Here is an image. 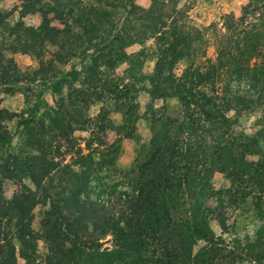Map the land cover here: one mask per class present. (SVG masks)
<instances>
[{"label":"trees","instance_id":"16d2710c","mask_svg":"<svg viewBox=\"0 0 264 264\" xmlns=\"http://www.w3.org/2000/svg\"><path fill=\"white\" fill-rule=\"evenodd\" d=\"M20 1L27 14L37 12L43 17L48 10L65 13L73 7L75 24L81 28L84 43L93 42L94 50L112 43L114 55L106 57H122V37L111 34L110 39L105 35L101 40L99 23L110 17L103 0ZM250 2L252 12L264 7L261 0ZM158 8H137L141 23L132 30L134 37H156L163 18L170 19V36L175 42L169 44L170 54L162 64L171 73L177 61L173 54L179 46L188 49L195 37L175 21L174 15L180 18L184 10L173 12L171 8L169 13ZM260 16L258 25L264 28V17ZM243 19L234 22L226 16L225 34L219 37L215 57L204 66L186 67L178 78L155 76L150 81L151 89L162 86L163 91L175 95L182 117L149 111L155 133L150 151L137 170L134 194L124 205L90 196L94 165L104 163H93L88 150L92 145L103 147L99 158L108 163L117 157L118 145H106L102 139L106 116L102 104L112 101L122 111L121 130H125L138 119L131 85L108 83L93 68L82 71L81 77L75 71L60 72L57 64H63L70 51L45 24L21 28V37L9 43L3 36L8 26L0 27V36L6 42L0 41V87L41 81L45 86L51 84L54 92L58 83H67L65 94L54 99L51 107L42 110L44 104L38 94L25 119H20L23 153L9 154L4 150L0 155V180L21 182L26 178L35 188L30 191L21 185L22 189L11 200L0 196V264H19L17 258L22 264H32L37 240L46 247L44 264H133L120 248L100 250V241L107 235L121 242L120 224L125 227V235L133 240L138 264H230L236 260L264 264V237L258 235L228 246L208 226L209 221H215L220 231L226 232V206L237 208L247 199L257 209L264 205V127L250 134L235 128L240 116L259 109L264 112V68L255 62L264 57V36L259 33L255 37L254 29H247ZM46 42L56 48L47 59ZM86 48L81 51L83 56L92 50ZM4 52L27 53L37 61L38 68L27 77ZM157 74L161 75L160 69ZM244 79L251 81L250 93L240 88L239 82ZM75 81L79 82L78 87L73 86ZM96 103L101 104L98 113L88 117L87 111ZM12 117L15 115L0 110L1 122ZM87 130L89 136L81 148L72 134ZM10 140L1 128L0 149L8 147ZM216 167L228 182L226 189L215 190L208 183L210 168L212 173ZM221 192L227 202L221 198ZM208 199L214 202L213 209L205 206ZM37 205L45 209L34 232L29 226V215ZM19 230L25 232L24 241L17 238ZM15 241H19L16 248ZM197 242L202 245L192 252Z\"/></svg>","mask_w":264,"mask_h":264},{"label":"rangeland","instance_id":"374dc122","mask_svg":"<svg viewBox=\"0 0 264 264\" xmlns=\"http://www.w3.org/2000/svg\"><path fill=\"white\" fill-rule=\"evenodd\" d=\"M84 1L86 2V0ZM45 2L47 3L48 0H45ZM103 2V6L110 17L108 20L99 23L100 34H102L101 40L105 35L110 39L111 34H116L123 38L120 45L122 57L117 60L106 57L108 54L114 55L112 43L110 45L105 44L101 49L98 48L97 50L93 49L95 45L91 44L93 42L84 43L81 28H78L75 24L76 18L73 7L69 11L67 9L65 13L61 10L44 11L45 17H43L37 12L27 14L23 8V1L0 0V19L2 21L0 27H3V25L8 26L9 30L3 36L9 43L15 37H21L19 32L21 28H36L40 24H45L55 32L57 39L64 43L65 47L70 51L68 56H66V61L63 64H57L60 72L75 71L78 77H81L82 71L93 68L108 83L122 82L131 85L132 93L134 94L132 102L135 105L134 109L138 119L131 122V125L128 124L125 130H121L123 125L122 111L117 110L112 101L108 100L102 104L104 111H106L104 118L105 133L102 139L106 145H118L117 157L111 163L103 160L101 162L99 152L103 147L92 145L88 150L92 154L93 163H104L102 165H94L95 169L90 180V196L92 199L120 205L134 194L132 187L135 183L137 170L146 159L151 148V138L154 136L156 127L151 121V117H149V111H152L155 115L165 113V115L172 117H182L181 108L175 95L170 91H163L162 86L154 90L151 89L150 81L155 76L166 79L167 75H170L178 78L186 67L195 69L196 67L204 66L206 61H211L215 57L219 37L225 34L223 22L226 16H231L234 22L244 17L242 24L247 25V29H250V27L254 29L252 31L255 37L259 33L264 36V31L262 30L264 28L258 25L259 20H257L261 18L260 15L264 17V7L260 6L259 11L252 12L250 0H103ZM261 3L264 6V0H261ZM156 6L162 7L161 11L169 13H172V10L173 12L184 10L182 17L179 18L177 17L179 15H174L177 18L175 21L183 26L186 33L188 32L193 38L195 37V42H192L188 49L183 48L184 46L177 48L173 54L177 58L176 66L171 73L167 72L162 64L163 59L168 58L170 54L168 53L169 44L175 42V39L170 36L172 32L171 25H169L170 19L167 17L163 18L162 22L164 24L160 25V34H156V37L147 38V36L142 37L139 35L136 38L134 37L135 31L132 30L133 27L141 23L137 19V14H139L137 8L145 11ZM172 6L175 7L172 8ZM38 8H40L39 5ZM245 12L250 14H245ZM0 30L2 31L1 28ZM3 36H0V41L6 43ZM125 40L127 41L126 44ZM44 44L45 58L47 59V56L56 48L48 42ZM84 48L92 50H89L86 56H83L81 51ZM4 54L11 57L15 66L27 77L38 68L37 61L27 53L4 52ZM255 62L264 68V57L256 58ZM159 69L161 70V75L157 74ZM72 77L73 75L70 73L69 81H71ZM250 83L251 81L245 79L240 80V88L250 93L252 91L248 87ZM45 85L41 81L30 82L27 80L14 87H0V110H6L8 113L15 115L9 121H0V129L2 128L11 139L8 147L0 149V155L3 154L4 150L9 154H20L22 152L20 148L21 134L19 133L22 130L20 119H25L27 109L38 94L44 104L42 110H46L47 107L53 105L54 99L60 95L63 96L66 92V82L58 83L57 90L54 92L51 90V84ZM73 86L78 87L79 82H73ZM100 106V103L93 104L86 113L88 117H94L98 113ZM260 127H264V112L259 109L240 116L235 128L238 131L241 130L243 133L250 134ZM88 136V130L75 131L72 134V137L77 140L81 148L84 147ZM259 145L262 146L261 143ZM262 148L264 149V145ZM82 153L85 154L86 150L83 149ZM253 158L247 157L249 160ZM67 159L68 157L65 158V161ZM208 183L215 190H223L228 187V182L223 178L218 167L214 168L212 173L210 168ZM21 185L26 186L30 191L35 190L32 183L26 178L21 180V182L1 179L0 196L4 200H11L13 195H16L22 189ZM220 195L223 198V192ZM223 200L227 202L225 198ZM205 206L213 209L214 202L211 199L205 200ZM44 209L45 207L37 205L30 212L29 226L34 232L38 230V222ZM223 210L226 212V232H221L215 221H209L208 226L210 231L215 236L220 235L228 246H233L235 241L242 244L243 240H253L258 235L264 237V205L257 209L247 199L245 203L240 204L237 208L226 206ZM18 232L17 238L19 241H24L25 232L22 230ZM118 233V239L121 242H115L113 236L107 235L100 241V250L121 249L120 251L126 254L128 260L133 264H138L135 258L133 240L128 235H125L123 224H120ZM18 242H14L15 248L18 247ZM201 245V242L193 245L192 252H195ZM45 253V244L41 240H37L35 242L36 258L32 264H44ZM17 262L22 264V260L19 258H17ZM230 264L255 263L248 260H236Z\"/></svg>","mask_w":264,"mask_h":264}]
</instances>
